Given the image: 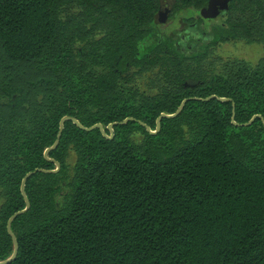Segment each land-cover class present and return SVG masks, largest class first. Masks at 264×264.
<instances>
[{"label": "trees", "instance_id": "1", "mask_svg": "<svg viewBox=\"0 0 264 264\" xmlns=\"http://www.w3.org/2000/svg\"><path fill=\"white\" fill-rule=\"evenodd\" d=\"M208 2L0 0V261L264 264V53L217 50L264 48V0ZM67 116L105 132L46 157Z\"/></svg>", "mask_w": 264, "mask_h": 264}, {"label": "water", "instance_id": "2", "mask_svg": "<svg viewBox=\"0 0 264 264\" xmlns=\"http://www.w3.org/2000/svg\"><path fill=\"white\" fill-rule=\"evenodd\" d=\"M231 2H232V0H209V2L204 6V8H203V10H202V13H203L204 15H206L207 17H209V18H211V17H216V16L219 15L221 12H223V11H225V10H228V9L230 8ZM211 97H215V95H212ZM220 99H221V100H227V99L224 98V97H222V98H220ZM185 101H186V100L183 101V103L181 104V106L179 107V109H178L174 114H165V113H163V114L159 117V119H158V124L160 123L161 118L164 117V116H175V115H177V114L180 112V110H181L183 104L185 103ZM66 119H73V120L75 121V123H78V124L81 126V124L79 123V121L76 120V119L73 118V117H68V116H67V117L63 118V120L61 121V129H60L59 136H58V138H57L55 144H54L53 146L47 148V150L45 151V156H46V157H48L49 152H50L52 149L56 148V146L58 145V143H59V139H60V136H61V133H62L63 127H64V121H65ZM129 119H130V118H127V119H125V120L122 121V122H114V123H111V124L108 125V129L111 130V132L113 133V126H114V125H116V124H118V123H125V122L128 121ZM81 127H83V126H81ZM158 127H159V126H158ZM83 128H85V129L100 128L103 132H105L104 126H103V124H101V123H97V124H95V125L92 126V127H83ZM156 131H157V130H155V131L151 130V132H156ZM56 164H57V168H56V169H53V170H50V171H52V172H56V171H58V170L60 169V164H59L58 162H56ZM38 170H41V171H47V170H44V169H36V170L33 171V172H29V173L26 175L25 179L23 180L22 188H21V189H22V193H23V195H24V197H25V199H26L27 206H26L25 209L16 212V213L10 218V220H9V222H8V229H9V231H10V233H11L12 235H13L12 230H11V224H12V221H13L14 218H16L19 214H21V213L27 211V210L29 209L30 205H31L29 199L27 198L26 192H25V184H26V180H27V178H28L29 176H31L34 172H36V171H38ZM13 239H14V243H15V249H14V252H13L12 256L9 257L8 259L4 260V261H0V264H7V263L13 261V260L16 258L17 253H18V241H17V238L15 237V235H13Z\"/></svg>", "mask_w": 264, "mask_h": 264}, {"label": "rangeland", "instance_id": "3", "mask_svg": "<svg viewBox=\"0 0 264 264\" xmlns=\"http://www.w3.org/2000/svg\"><path fill=\"white\" fill-rule=\"evenodd\" d=\"M175 24V19H171L167 22L166 27H173ZM217 50L223 57L242 58L250 63L257 62L264 53V48L261 44L246 43L243 40L226 41L219 45Z\"/></svg>", "mask_w": 264, "mask_h": 264}]
</instances>
